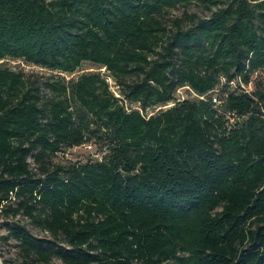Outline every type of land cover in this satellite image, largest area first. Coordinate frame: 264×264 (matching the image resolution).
Listing matches in <instances>:
<instances>
[{
	"label": "trees",
	"instance_id": "1",
	"mask_svg": "<svg viewBox=\"0 0 264 264\" xmlns=\"http://www.w3.org/2000/svg\"><path fill=\"white\" fill-rule=\"evenodd\" d=\"M3 226L0 264H264V0H0Z\"/></svg>",
	"mask_w": 264,
	"mask_h": 264
},
{
	"label": "rangeland",
	"instance_id": "2",
	"mask_svg": "<svg viewBox=\"0 0 264 264\" xmlns=\"http://www.w3.org/2000/svg\"><path fill=\"white\" fill-rule=\"evenodd\" d=\"M183 8H177L171 12V15L173 16H179L183 12ZM189 12H197L200 15H205L207 13V10L203 7L202 4H193L189 8ZM7 65L14 67V68H23L27 72H33L37 74L38 76L41 77V79H44L48 76H53V75H58L63 77L66 81L77 78L80 74L83 72L87 71H100L103 76H105L110 83V87L112 91L116 94L119 95V89L118 86L115 84V81L108 75L107 71L105 70L104 67H100L99 65L92 64L90 62H85L80 66L75 72L73 73H66V72H59V71H51L45 68H42L37 65H33L30 63H26L22 60H8ZM197 96L196 93L188 89V87H181L176 93V97L178 99H183V98H190L193 99ZM173 103L171 102L169 105L165 106L168 107L172 105ZM99 152L97 153L96 147H81V148H73L69 150H65L62 152H59L55 158L54 161L56 163H60L63 165H66L70 162H74L76 160H86L87 158L92 157V158H97L99 156ZM30 161H32L30 159ZM32 167L34 168L35 165L33 164ZM21 222L22 224H25L35 235L44 237L47 236L46 232H43L39 230L38 228L34 227L31 221L24 217V216H18L17 218H9V219H2V222ZM7 230L6 228L0 227V236L6 234ZM18 256V248L16 247V241L11 239L7 242L0 240V263L4 258L7 259H16ZM53 264H62V262L59 259H55L53 261Z\"/></svg>",
	"mask_w": 264,
	"mask_h": 264
},
{
	"label": "built area",
	"instance_id": "3",
	"mask_svg": "<svg viewBox=\"0 0 264 264\" xmlns=\"http://www.w3.org/2000/svg\"><path fill=\"white\" fill-rule=\"evenodd\" d=\"M214 100L216 101V99H214ZM85 147H90V146L87 145V146H85Z\"/></svg>",
	"mask_w": 264,
	"mask_h": 264
}]
</instances>
